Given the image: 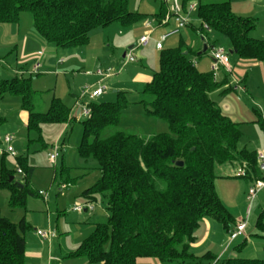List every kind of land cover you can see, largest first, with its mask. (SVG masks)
Here are the masks:
<instances>
[{"label": "trees", "instance_id": "1", "mask_svg": "<svg viewBox=\"0 0 264 264\" xmlns=\"http://www.w3.org/2000/svg\"><path fill=\"white\" fill-rule=\"evenodd\" d=\"M189 3L197 6L199 26L194 32L198 40L218 33L228 40L239 59L264 66V40L252 37L255 19L237 16L229 0H182L183 7ZM24 12L32 14L40 37L59 49L86 47L95 29L113 24L135 26L148 17L130 11L129 0H0V24H17ZM166 13L164 8L155 19L161 23ZM200 56L185 41L175 49L163 48L159 70L144 89L151 100L139 104L147 115L166 122L167 133L145 137L116 131L106 135L108 129L119 126L130 101L118 93L116 101L88 104L90 115L81 122L79 154L97 162L100 179L82 196L94 204L98 195H104L109 218L107 223L97 224L70 257H85L89 264H138L140 259L179 264H264V259H218L211 253L197 257L191 251L204 220H213L228 232L235 226L216 190V168L231 165L243 169L245 178L254 181L261 179L260 173L264 175L258 167L257 152L239 149L243 138L239 124L211 98L223 83L213 72L196 67L193 57ZM38 94L31 78L0 81V99L20 97L28 114V148L35 143L45 147L43 125L70 121L71 110L59 98H53L46 112H37L34 101ZM256 123L264 133L260 115ZM7 157L0 160V189L10 193L12 210L25 209L28 196L36 195L29 188L33 168L26 159H17L24 173L21 188L9 182L12 176L18 178L6 168ZM27 228L25 220L17 228L0 216V264H27ZM257 229L264 238L261 220Z\"/></svg>", "mask_w": 264, "mask_h": 264}, {"label": "rangeland", "instance_id": "2", "mask_svg": "<svg viewBox=\"0 0 264 264\" xmlns=\"http://www.w3.org/2000/svg\"><path fill=\"white\" fill-rule=\"evenodd\" d=\"M222 1L225 0H203L204 3ZM164 8L168 13V6L162 0H129L130 11L147 15L146 20L152 23L153 29L159 27L155 15L160 14ZM192 20L193 23H198L197 13L192 15ZM257 24L258 28L262 31L264 23L257 22ZM142 28V24L130 27L113 24L108 28L96 29L91 32L89 37L92 41L89 53L92 54L94 52L98 56L101 53L104 56L103 58L99 56L101 58V63L98 64L99 69L104 70V68L110 66L116 70L113 76L119 77L116 83L112 79L105 84L108 91L97 102H111L110 97H113V101H116L118 93H123L130 101V104L122 112L119 126L108 129L106 135L113 134L116 131H123L128 134H140L149 137L169 132V127L165 121L147 115L144 106L139 104L141 100H151L143 92L146 85L152 80L149 83L142 84V82L134 78L136 74L133 73L134 67H140L142 60L145 61L142 55L143 49H135V52L132 54L135 63L127 64L125 58H123L124 52L128 51L127 49L121 52L116 47L108 48L107 38L110 41H116L114 43L116 46L121 40H124L126 44V38L130 42H133V45L137 46L143 32ZM149 32L151 31H144L143 34L145 35ZM32 35H38V33L34 28L33 16L29 12L22 13L17 24H0V81L12 80L16 77L31 78L32 88L41 93L34 101L37 112H46L48 110L55 91L57 93L56 97L60 98L72 110L75 104L74 95L79 91L84 78H75V75L71 71L68 74L64 73L66 65L58 66L57 68L54 66V68H51V72H48L49 68L46 66L48 54H44V59H42L43 64H45V69L35 72L34 66L38 63L34 59L35 55L31 54L32 52L30 51L29 53L27 50H23V38ZM155 38L156 36L153 37V40ZM159 39L161 40V37ZM176 39L179 40L178 37ZM210 40L211 46L214 49L224 48L229 51L230 45L224 36L218 33H212ZM110 44L112 45L111 42ZM178 46L179 44L172 45L171 41L164 43V49H175ZM59 50L61 53L65 51L63 49ZM113 50L115 55H113ZM71 51L68 53H73L75 50ZM211 51L203 57L201 56L205 62L211 56ZM64 53H67V51ZM159 56L160 54L158 55L157 62L155 61L153 66L149 65L151 73L159 70ZM201 58H196L195 64ZM231 59L233 61L235 59L234 56H231ZM198 68L203 71L207 67L201 64ZM118 71L120 72L118 73ZM78 73L79 71H76V74ZM221 76L222 74L218 73L217 79H220ZM261 89L264 91V88ZM115 90H117L116 93ZM223 91V87L218 89L212 98L218 100L216 98L226 94V91ZM224 96L233 99L240 106L241 109L238 117H242L246 121V123H242L241 125L243 138L239 143V149H247L249 151L257 150L258 153L264 154V133L259 125L256 122L254 123L257 120L255 110H258V101L253 103L251 99L241 94L242 100L238 103L235 94L228 93ZM23 114L22 100L20 97L7 95L3 99H0V142L6 135L13 136V146L16 152V158H7L5 163L6 168L14 171L17 175V169L20 167L17 159H26L28 166L33 168L29 188L36 195L28 196L25 209L12 210L10 208V193L6 189H0V216L10 220L17 228L20 222L25 220L28 228L24 233V237L27 243L31 245L33 237L37 236V231L49 230L51 219L54 229L56 228L57 220H59V229L61 231L64 227L65 220L76 224L81 222V220L82 223L85 220H88L89 223L93 222L95 219L93 217L94 212H84L80 216V214H74L70 210L74 205H85L82 193H79V195H73V193L81 192L85 185L92 186L96 184L100 179V172L95 160H85L79 154V145L82 138L81 122L86 120L87 117L81 115L76 118L73 115L70 116L69 123L43 125L42 135L45 147L35 143L28 148V136ZM56 144L62 147V151L59 159L53 164L48 159V153L52 151V147ZM216 174L218 176L215 182L217 193L234 219L236 226L243 221L247 223L245 234L231 242L230 232L221 224L213 220H208L212 223L213 234L214 227H217V232L219 231L221 233V239L219 235L215 234L223 244L221 255L218 256L220 258L223 257V259L238 257L263 260L264 238L260 236L261 232L257 229V224L259 220L264 224V189L250 203L247 200V195L249 188L254 185V180L245 177L238 178V169L233 168L231 165L218 166L216 168ZM260 177L263 179L262 177L264 175L260 173ZM68 181L73 189L71 187L67 189L62 188V185L67 184ZM39 193H42V195ZM75 196L76 199L74 198ZM96 213L97 217L100 218L97 222L100 224L107 223L109 215L107 211V199L104 195H98L96 197ZM90 219L93 220L91 221ZM72 226L71 228L75 229ZM204 230L205 225L201 223V227L196 234L199 235ZM203 264L210 263L203 262Z\"/></svg>", "mask_w": 264, "mask_h": 264}, {"label": "crops", "instance_id": "3", "mask_svg": "<svg viewBox=\"0 0 264 264\" xmlns=\"http://www.w3.org/2000/svg\"><path fill=\"white\" fill-rule=\"evenodd\" d=\"M229 1L231 3L233 12L237 16L255 19L256 24L257 22H262V24L264 23V0H229ZM166 15L161 23L158 22L159 27L157 29L156 28L153 29L152 23L150 28L145 27L144 23L147 20L141 23L143 27L142 28L143 32L141 36L144 35L143 34L144 31H151L149 33L151 34V39H152L150 46L148 48H142L143 49L142 55L145 61L142 60L140 67H134L133 73L136 74L134 78L142 82V84L149 83L152 80V75L155 73V72L151 73V69L149 65L153 66L155 61L157 62L158 55L161 52L156 48V42L160 41L159 39L160 37H162L164 34L170 32L176 27L175 21L172 19L167 20ZM198 26H199V21L198 23L192 22L191 25H189L187 28L182 30L179 35L171 37L170 39L166 40L164 43L171 41L172 45H176V44L178 45L180 44L181 41H185L189 44V46L192 48L194 52L198 53V55H201L204 44H207L209 50L206 54H208L212 49L211 40H210V36L212 35V33H208V35L204 37V40L203 39L198 40L197 39L198 36L195 35L194 32ZM155 36L156 38L155 40H153V37ZM177 37L179 38V40L176 39ZM252 37L259 40H264V27L261 31V29H259L257 26L256 30L252 34ZM91 42L92 41L90 39L86 47H82L78 49H63L67 51V53H64L65 51L61 53L59 48H56L55 46L48 44L42 37H40L39 34L32 36H25L23 38V45H24L23 50L24 51L27 50V52L30 51L32 52L31 54L35 55L34 59H36L37 62L41 64V68L39 70L45 69V64H43L42 59H44L43 57L44 54H48L49 56L48 59L46 60L47 63L46 66L49 68L48 72L49 71L51 72V68H54V66L55 68H57L58 66L66 65V67L64 68L65 69L64 73L68 74V72L71 71V73L75 75V78H80V77L84 78V81L81 82L83 84L80 85L79 91L76 92L74 95L75 104L73 105V109L70 111V116L74 115L76 116V118L82 115L80 113V105H79V96H80L81 88L84 85L88 86V85L97 84L100 78L96 75L97 73L96 71L102 70L99 69L98 67V64L101 63V58L99 56H101L102 58L104 56H102L101 53L99 56L94 52L92 54L89 53ZM107 42H108V48L116 47V49H120L121 52L127 49L128 51L124 52V54L126 55L130 51L133 54L135 52V49L140 48L135 45L134 49L129 50V48L133 45L132 44L133 42H130L127 38H126V44L124 40H121L119 41V43H117V46L114 45V43L116 42V41L114 42V40L110 41V39L107 38ZM110 42L112 43V45L110 44ZM71 50H75V51L73 53H68V52H72ZM77 50H81V51H77ZM230 50L231 48H229V51ZM152 54L154 55L151 56ZM113 55H115L114 50H113ZM204 55L205 54H202V57ZM231 56H234L235 58L233 61L231 59ZM196 58L198 59V57H193L194 63ZM199 58H201V56ZM202 60L203 58H201V60L199 59V62L197 61V63L195 64L196 67L198 68L202 64L207 68L203 71L198 68L200 71L211 72V67L213 64L212 57L211 56L208 57L206 62ZM230 65H231L230 71H228L225 68H220V70L216 73V80L218 82L223 83L222 86L224 88L223 92L226 91L225 92L226 94L228 93L235 94L238 103H240L242 100L240 96L241 94L247 96L249 99L252 100L253 103H255V101H258L259 103L258 110H255V114L257 118L260 115L264 122V91L261 89L264 88V66L256 61L241 60L236 56V54L230 55ZM108 68H112V67L108 66ZM108 68H104V70ZM76 71H79V73L76 74ZM115 71L116 70L114 69V72ZM119 72L120 71H118V73ZM218 73L222 74L220 79H217ZM117 79H119V77L112 76L106 79L104 83L106 84L108 81L111 80L116 83L118 81ZM35 91L39 92L38 90ZM116 92L117 90H115V93ZM214 93L215 92L211 94V98ZM39 94L41 93L39 92ZM226 94H223L221 96L217 95L220 96L219 98H216L218 100H214L213 98L212 99L218 104L222 112L230 119H232L234 122L238 123L241 128L242 123H246V121L243 120L242 117H238L239 116L238 113L241 108L233 99L225 97L224 95ZM56 95L57 93L55 91L53 94V98H58L56 97ZM104 96L105 94L101 98H103ZM110 100L113 101V97H110ZM23 112H24L23 119L25 120V126H26L28 114L24 110ZM255 122L256 120L254 121V123ZM256 152L258 153L257 150ZM17 178L18 180L20 179L18 176ZM67 183L70 184L69 181ZM92 186L85 185L83 186V190L81 192L78 191L77 193L74 191L75 193H73V195H77V194L79 195V193L83 194L85 190L91 188ZM71 188L73 189V187ZM74 198L76 199V196ZM83 202H85L86 204L87 200L84 198ZM74 206H72L70 210L71 212H73L72 209ZM86 212H94L93 217L95 219L94 218H93L94 220L92 219L93 222L89 223L88 220H85L82 223L81 220V222L76 224V223L67 222L65 220L64 227L62 228L61 231L59 229L60 227L59 220H57V225L55 230L53 228L52 219H51L49 224L50 225L49 230L56 232L55 238L51 239L50 241H47L41 239L37 235L33 237L31 245L30 243H27V240L25 239L26 263L27 264H89L85 257H70V255L75 253L76 250L79 248V246L94 232L95 226L97 224H100L99 222H97V220L100 218L97 217V213L95 214V209L94 211H85V213ZM73 213L78 215L80 214L76 212ZM83 213H81L80 216H82ZM202 223L205 225V230L203 233L202 232L199 233V235L196 234L197 239L196 242L192 245L191 248L192 253L197 257H201L206 253H211L214 256H216L218 259H223V257L220 258L218 256L221 255L223 244L218 240V237H216L215 235V234L219 235V238L221 239V233L219 231L217 232V227H214L215 229L213 234L212 223H210V221H208L207 219L204 220ZM72 225L75 227V229L71 228ZM235 227L236 224L233 228ZM138 264H179V263H162L157 259H140L138 261Z\"/></svg>", "mask_w": 264, "mask_h": 264}, {"label": "built area", "instance_id": "4", "mask_svg": "<svg viewBox=\"0 0 264 264\" xmlns=\"http://www.w3.org/2000/svg\"><path fill=\"white\" fill-rule=\"evenodd\" d=\"M164 4L168 6V13L166 15V19H172L176 23V27L171 30L170 32L164 34L161 37V40L156 42V48L158 50H163L164 42L171 37L177 36L181 33L182 30L187 28L191 23L192 15L194 13H197V6L194 3H189L186 7H183L182 0H163ZM144 26L147 28L151 27V22L146 21L144 23ZM205 31H210L208 26H204ZM151 34L147 33L139 39L138 47L140 48H148L151 43ZM211 57L213 60V64L211 67V71L214 73V76L216 78V73L220 70V68H225L228 71H230L231 65H230V56L228 54V51L224 48H217L214 49L212 47L211 49ZM125 62L127 64L134 63L135 59L132 56V52L130 51L126 57ZM41 68V64L37 63L34 71L38 72ZM114 69L108 68L106 70H98L96 75L100 78L99 82L95 85H88L85 86L79 96V105H80V113L88 117L90 115V110L88 108V104L93 101H97L100 99L108 90L107 86L105 85L104 81L110 77L113 76ZM14 143V137L11 135H6L3 140L1 141L0 145V160L6 155L8 157H14L16 158V152L13 146ZM62 147L59 146V144H56L52 147V151L48 153V159L51 163L55 164L56 161L61 156ZM257 161H258V167L259 170L264 173V154L263 153H257ZM17 175L19 176V181H21V178L24 176V173L22 169L19 167L17 169ZM238 175L240 177H245L246 172L243 169L238 170ZM238 176V177H239ZM22 182V181H21ZM71 187L70 184H63L62 188L67 189ZM264 189V181L257 180L254 182V185L249 188L247 200L252 203L253 200L256 198L257 194ZM42 195V193H39ZM95 205L93 203H86L85 205H75L72 209L73 212L76 213H83L85 211H94ZM247 227V223L245 221L241 222L239 225L236 226L235 229H233L230 232V241L233 242L235 239H237L240 236H243L245 234V230ZM37 235L44 240L50 241L51 239L56 237V232L47 230V231H37Z\"/></svg>", "mask_w": 264, "mask_h": 264}, {"label": "water", "instance_id": "5", "mask_svg": "<svg viewBox=\"0 0 264 264\" xmlns=\"http://www.w3.org/2000/svg\"><path fill=\"white\" fill-rule=\"evenodd\" d=\"M134 47H135V45H132V46L129 48V50L134 49ZM208 50H209V47L207 46V44H204V46H203V51H202L201 54H206V53L208 52ZM185 54H187V53H185ZM228 54H229V56H230V55L235 54V52H234L233 50H230V51H228ZM123 57L125 58V57H126V54H124ZM177 165H178V166H183V162H178ZM9 182H16L21 188L24 187L23 184H22L21 182H19V180L16 179V177H14V176H12V177L9 178Z\"/></svg>", "mask_w": 264, "mask_h": 264}]
</instances>
